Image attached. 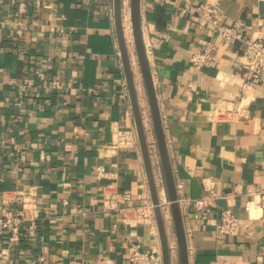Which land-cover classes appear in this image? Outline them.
Returning a JSON list of instances; mask_svg holds the SVG:
<instances>
[{"label": "crops", "instance_id": "obj_1", "mask_svg": "<svg viewBox=\"0 0 264 264\" xmlns=\"http://www.w3.org/2000/svg\"><path fill=\"white\" fill-rule=\"evenodd\" d=\"M203 2L223 24L264 39V0H140L139 9L188 264H264V210L244 209L247 192L264 188V80L242 96L250 73L240 45L219 46L190 10ZM206 45L216 65H194L192 53ZM144 85L135 83L138 103L146 139H156ZM240 98L245 115L224 116ZM151 163L159 200L169 202L160 154ZM207 186L217 197L198 213L191 201ZM31 191L38 226L24 224L17 242L1 234L0 264H128L133 243L162 254L114 0H0V216ZM106 191L125 194L131 209L106 210ZM226 207L239 224L219 236ZM164 224L178 251L170 264H180L173 223L164 216Z\"/></svg>", "mask_w": 264, "mask_h": 264}, {"label": "built area", "instance_id": "obj_2", "mask_svg": "<svg viewBox=\"0 0 264 264\" xmlns=\"http://www.w3.org/2000/svg\"><path fill=\"white\" fill-rule=\"evenodd\" d=\"M129 2L127 0L125 4L124 19H129L130 16ZM20 7H23V3ZM190 10L210 23L213 32L220 39V47H227L228 45L239 43L242 55L245 58V64L250 73L249 78L241 86L242 96L248 89L253 88L257 83L264 80V39L246 36L239 22L232 25L223 24L221 22L222 15L216 5L203 2L190 6ZM213 48L212 45H206L202 49L192 53L190 61L196 66L216 65L217 58L213 52ZM246 110V105L243 103L242 98H240V101L233 104L232 107L224 109V116L231 119L242 117L245 115ZM147 144L151 159L158 163L159 151L157 141L153 134L148 137ZM206 189L207 193L205 195L194 198L191 201L198 213H205V208L217 197L211 187L207 186ZM161 190L163 192L165 191L164 186L161 187ZM246 196L244 209L248 213L252 207H259L264 210V188L251 189L247 192ZM126 198L127 196L125 194L118 191H106L103 197V206L106 210L118 211L125 215L131 209L122 204ZM168 204V201L161 203L162 211H164ZM37 209L38 206L34 192L31 191L23 195L21 208L13 212L7 211L4 215L0 216V235L7 233L10 242H17L20 240L22 226L24 224L27 225L29 230H35L38 226ZM147 211L149 215L153 216V204L147 206ZM164 216H169L168 212ZM238 224L239 218L235 215L233 209L226 207L221 212L220 220L216 225V233L219 236L229 235L236 230ZM169 249L171 263L173 256H176L178 251L172 246H169ZM128 261V264H163V257L161 253L152 255L148 251L143 250L140 244L133 243L129 246Z\"/></svg>", "mask_w": 264, "mask_h": 264}, {"label": "water", "instance_id": "obj_3", "mask_svg": "<svg viewBox=\"0 0 264 264\" xmlns=\"http://www.w3.org/2000/svg\"><path fill=\"white\" fill-rule=\"evenodd\" d=\"M115 1V22H116V30L119 39L120 45V53L122 57V62L124 66V70L126 73L127 83L129 87L130 97L132 101V106L135 114L136 126L139 136V141L144 157V163L146 167V171L148 174V180L152 192V200L154 211L156 215V220L159 228V233L162 241V257L163 264H170V249L169 243L166 236L164 217L161 209V202L159 200L157 187L155 183V177L153 173V167L151 163V158L149 154L147 139L145 128L143 124L142 114L140 111L137 91L134 83L133 71L130 64V57L126 46L125 32L122 23V12H121V0ZM139 9H140V0H130V14H131V24H132V32L134 37V44L136 49V54L138 58V62L141 69V74L143 77V81L146 87L148 101L151 109L152 122L156 134L159 154L162 162V168L166 181L167 188V196L169 199V204L171 208L174 229L178 242L179 249V259L180 264H188V252L186 245L185 232L183 228L182 218L179 210V205L177 201L176 188L174 183V178L172 175V170L170 167V162L167 154L165 137L163 133V127L161 122V117L158 109V104L156 100V94L154 91V86L150 74V69L148 65V60L146 57V51L142 39L141 26H140V18H139Z\"/></svg>", "mask_w": 264, "mask_h": 264}, {"label": "rangeland", "instance_id": "obj_4", "mask_svg": "<svg viewBox=\"0 0 264 264\" xmlns=\"http://www.w3.org/2000/svg\"><path fill=\"white\" fill-rule=\"evenodd\" d=\"M129 8H130V2H129ZM129 20H130L131 27L128 26V27H126V29L124 28V32H125L127 50H128L129 57H130V60H131V65H132V68H133V71H134V73H133L134 82L136 83L137 86L141 85L142 83L144 85V81H143V77H142V74H141L140 65H139V62H138L137 54H136L135 44H134V37H133L132 24H131V14L129 16ZM129 27H130V29H128ZM144 88H145V85H144ZM161 209H162V207H161ZM162 214H163V217H164L165 212L162 211ZM167 219H170V222L172 221V223H173V218H172V214L171 213H169V216H167ZM173 226H174V223H173Z\"/></svg>", "mask_w": 264, "mask_h": 264}, {"label": "bare ground", "instance_id": "obj_5", "mask_svg": "<svg viewBox=\"0 0 264 264\" xmlns=\"http://www.w3.org/2000/svg\"><path fill=\"white\" fill-rule=\"evenodd\" d=\"M124 26H125V29H126V27H128V26H130L131 27V25H130V20L128 19V18H126V19H124ZM130 27L128 28V29H130ZM129 41V40H128ZM131 41V40H130Z\"/></svg>", "mask_w": 264, "mask_h": 264}]
</instances>
